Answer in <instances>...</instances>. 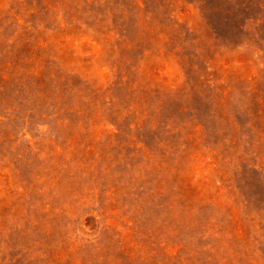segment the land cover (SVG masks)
I'll return each instance as SVG.
<instances>
[{"label":"rangeland","instance_id":"rangeland-1","mask_svg":"<svg viewBox=\"0 0 264 264\" xmlns=\"http://www.w3.org/2000/svg\"><path fill=\"white\" fill-rule=\"evenodd\" d=\"M0 264H264V0H0Z\"/></svg>","mask_w":264,"mask_h":264}]
</instances>
